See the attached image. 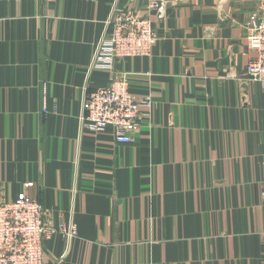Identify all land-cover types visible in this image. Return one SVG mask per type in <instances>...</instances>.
Masks as SVG:
<instances>
[{"label":"crops","instance_id":"1","mask_svg":"<svg viewBox=\"0 0 264 264\" xmlns=\"http://www.w3.org/2000/svg\"><path fill=\"white\" fill-rule=\"evenodd\" d=\"M116 1L159 40L98 69ZM150 1L0 0V203L26 193L76 229L44 241V264H264V87L244 77L255 1ZM123 76L154 100L130 143L81 119Z\"/></svg>","mask_w":264,"mask_h":264},{"label":"built area","instance_id":"2","mask_svg":"<svg viewBox=\"0 0 264 264\" xmlns=\"http://www.w3.org/2000/svg\"><path fill=\"white\" fill-rule=\"evenodd\" d=\"M254 1L256 6L244 25L246 45L252 53L244 77L264 87V0ZM163 5L164 0H151L147 4L148 13L152 10L160 13ZM107 25L108 31L96 48L92 64L98 69L112 70L121 59L150 57L159 40L148 15L117 1ZM153 105L152 96L138 98L132 93L126 76L114 77L85 96L81 119L94 134L112 128L118 143H130L133 134L150 117ZM47 111L45 108L44 112ZM262 194L264 200V183ZM45 214L44 205L26 193L11 202L0 203V264H44L45 240L77 235L73 226L68 230L64 225H53Z\"/></svg>","mask_w":264,"mask_h":264}]
</instances>
